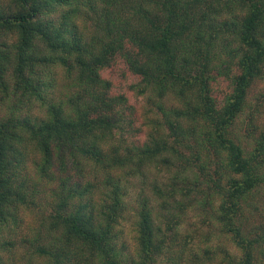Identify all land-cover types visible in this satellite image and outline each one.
Wrapping results in <instances>:
<instances>
[{
	"label": "trees",
	"instance_id": "obj_1",
	"mask_svg": "<svg viewBox=\"0 0 264 264\" xmlns=\"http://www.w3.org/2000/svg\"><path fill=\"white\" fill-rule=\"evenodd\" d=\"M57 69L74 89L63 99ZM263 77L264 0H0V264L32 207L39 224L21 242L33 264H215L178 242L195 187L237 251L216 264H264V215L250 230L245 216L264 189V127L237 132ZM126 81L160 115L140 144L122 138ZM150 168L171 173L152 191L176 212L163 229L139 194L130 249L123 174Z\"/></svg>",
	"mask_w": 264,
	"mask_h": 264
},
{
	"label": "rangeland",
	"instance_id": "obj_2",
	"mask_svg": "<svg viewBox=\"0 0 264 264\" xmlns=\"http://www.w3.org/2000/svg\"><path fill=\"white\" fill-rule=\"evenodd\" d=\"M130 82L126 81L122 85V91L129 90L128 99L129 103L134 106V113L130 119H133L131 126L127 124L124 126L125 131L122 134V138L126 140L127 144H133L132 142H139V144L145 141L151 133L150 119L155 120L160 115L158 114L156 108L153 105V96L148 93L140 94L137 89H129ZM73 87L71 82L64 77L60 69H57L55 76V83L53 88V96L55 99H63L67 92H71ZM118 91V89H117ZM164 105L167 107L176 106L177 103L172 98H165L163 101ZM6 111V106L0 107V116ZM33 115H41L42 109L38 108L37 105L33 106ZM251 118L252 126L257 128L253 129L255 135L258 134L264 127V77L258 79L250 88L247 98V105L242 113L237 127L238 135L243 138L246 136V128L249 124V119ZM128 121V120H127ZM247 141H250V139ZM138 144V143H136ZM163 168V167H161ZM213 169H211L212 171ZM145 178L140 176L132 177L127 173L123 174V178L127 181L128 186V210L125 215V220L122 222V231L124 235V240L128 245V248L132 249L134 247V224L136 220V197L139 194H143L151 199L152 209L154 217L156 218L157 224L162 223V228H165L163 216L167 212H176L174 203L171 199L168 200V205L164 206L162 199L154 195L152 188L157 184L163 191L166 190L167 186L171 184L169 179L171 173H167L164 169L160 173L157 170L150 168L147 170ZM146 171V172H147ZM191 180V176H190ZM202 180V179H201ZM181 184L182 183H178ZM224 184V181H223ZM211 185V183H209ZM190 187V185H188ZM201 188H206V183L204 182ZM203 189V190H204ZM204 197L202 191L199 187L193 188V191L189 195V200L192 201V206L182 214V222L180 225L179 232L181 237L179 238V243H182L185 236H190V241L188 242L189 248L196 252L201 258H204V251L208 250L212 252L213 262L216 264L220 258L219 250L225 248L233 253L237 252L230 239L220 233L218 225L213 221L212 214L209 212V207L207 204L201 202ZM177 200L183 198L177 196ZM185 199V197L183 198ZM264 189L259 190L254 199V205L256 208L250 207L249 210L245 212L247 217V228L250 230L253 226L258 225L262 220L264 215ZM27 210L23 214L24 223L18 232V237L15 239L16 247L11 255L6 258V264H33V260L29 258V251L27 250V245H22L21 238L32 237L33 228H36L39 224L40 214L38 208ZM39 264V263H37Z\"/></svg>",
	"mask_w": 264,
	"mask_h": 264
}]
</instances>
